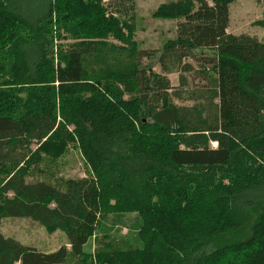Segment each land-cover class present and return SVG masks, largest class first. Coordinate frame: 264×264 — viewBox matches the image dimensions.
Returning <instances> with one entry per match:
<instances>
[{
  "label": "trees",
  "instance_id": "obj_1",
  "mask_svg": "<svg viewBox=\"0 0 264 264\" xmlns=\"http://www.w3.org/2000/svg\"><path fill=\"white\" fill-rule=\"evenodd\" d=\"M232 1L158 7L178 22L155 73L134 0H0V222L67 239L39 253L0 233V264H264V42L227 33ZM199 50L209 88L176 106L167 75ZM70 146L88 177L47 168ZM113 213L138 215L141 247L86 252Z\"/></svg>",
  "mask_w": 264,
  "mask_h": 264
},
{
  "label": "rangeland",
  "instance_id": "obj_2",
  "mask_svg": "<svg viewBox=\"0 0 264 264\" xmlns=\"http://www.w3.org/2000/svg\"><path fill=\"white\" fill-rule=\"evenodd\" d=\"M182 0H134L133 41L139 49L153 51L155 57L144 59L142 65L151 68L155 73L160 72L158 57L163 46L174 39L178 21L154 17V13L161 5L177 3ZM209 2V0H206ZM108 0H103L106 5ZM227 33L232 35H248L264 42V0H233L229 5V23ZM112 42H115L112 40ZM58 41H55L57 44ZM67 44V42H64ZM192 59L183 61L189 66L187 72L168 74L167 77L177 94L172 103L179 107L191 108L202 100L197 97L205 93L208 82L204 79L203 66L205 58L212 56L209 51H195ZM205 70V71H203ZM180 75L185 79L181 85ZM35 146H32L34 149ZM56 161V162H55ZM55 161H50L47 168L57 176L65 179H82L88 177V170L81 154L73 146ZM43 166V165H42ZM141 219L136 214H109L96 228L90 237L85 251L92 253L94 241L100 235H110L118 240L127 241L131 247H141L138 231ZM0 233L4 238L12 239L22 246L32 248L39 253H50L62 246H66V236L60 231L47 232L40 224L26 217H8L0 222ZM96 238V239H95Z\"/></svg>",
  "mask_w": 264,
  "mask_h": 264
},
{
  "label": "built area",
  "instance_id": "obj_3",
  "mask_svg": "<svg viewBox=\"0 0 264 264\" xmlns=\"http://www.w3.org/2000/svg\"><path fill=\"white\" fill-rule=\"evenodd\" d=\"M210 146H211L212 149H215L216 146H217V143L216 142H211L210 143Z\"/></svg>",
  "mask_w": 264,
  "mask_h": 264
}]
</instances>
